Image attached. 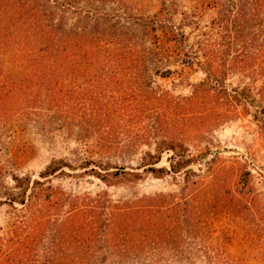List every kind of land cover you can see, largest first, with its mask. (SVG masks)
Here are the masks:
<instances>
[{
    "label": "rangeland",
    "instance_id": "1",
    "mask_svg": "<svg viewBox=\"0 0 264 264\" xmlns=\"http://www.w3.org/2000/svg\"><path fill=\"white\" fill-rule=\"evenodd\" d=\"M76 1L110 16L55 11L64 30L146 48L159 38V48L118 74L122 85L80 78L67 115L37 102L0 116V264H264V18L247 0ZM128 11L169 17L192 54ZM170 141L191 161L164 178L106 185L90 172L170 170ZM158 150L160 162L144 166ZM53 161L62 168L41 177ZM15 177L30 179L23 204L7 199Z\"/></svg>",
    "mask_w": 264,
    "mask_h": 264
},
{
    "label": "trees",
    "instance_id": "2",
    "mask_svg": "<svg viewBox=\"0 0 264 264\" xmlns=\"http://www.w3.org/2000/svg\"><path fill=\"white\" fill-rule=\"evenodd\" d=\"M36 1L38 3H34ZM247 1L254 8L255 16L263 19L264 0ZM161 3L163 6L165 0H161ZM77 4L76 0H0V116L6 117L18 109L20 112L28 113L27 105H34L37 102H44L42 107L45 112L52 111V107L57 113L69 112L70 106L67 105L66 98L73 96L72 86L80 90L82 84H77L80 78L90 77L91 80L88 82L95 83L97 88L100 84L107 86L111 80L122 85L124 80L118 74L136 70L140 64L139 54L143 51L148 54L158 50L159 38L153 40L152 48H146L133 43L130 38L119 37L111 42L102 41L100 36L93 35L90 29L64 30L61 24L54 23L52 14L55 11L64 12L71 8L86 18H93L92 21L97 18V24L99 19L106 20L110 16L96 8L84 9ZM214 4L217 3H211ZM50 9L54 11L51 12ZM237 13L235 12L234 15ZM124 15L143 31L162 29L165 40L176 44L175 51H178L179 47L185 54H192L183 49L182 37H179L174 30L177 28L167 25L169 17L144 19L133 11L124 12ZM164 52L167 55V50ZM135 80L136 77L134 82ZM214 82L216 87L220 88L218 81ZM136 84L135 87L138 88ZM50 87L56 90L53 91ZM41 90H46L43 97H40ZM134 103L133 100V103L125 108L135 114L140 109ZM256 115L264 125V107L257 109ZM166 149L171 151L170 170L164 167H146L142 173L128 172L122 168L104 173L93 170L90 172L106 185H119L124 181H139L143 175L149 174L161 179L170 171L174 173L180 171L191 161L186 159L181 145L176 142L170 141ZM161 153L162 151L158 150L157 154H145L142 158L144 166L160 162ZM61 168L62 163L53 161L40 173V176L53 175ZM14 181L15 188L19 191L8 193L7 199L12 204L14 202L23 204L30 179L15 177ZM33 182L37 183V181ZM116 215L118 217V214ZM91 231L92 228L88 226L86 240H89ZM219 264L240 263L233 261Z\"/></svg>",
    "mask_w": 264,
    "mask_h": 264
}]
</instances>
